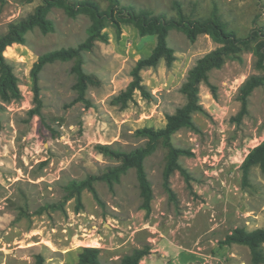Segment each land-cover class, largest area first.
<instances>
[{"label":"rangeland","instance_id":"1","mask_svg":"<svg viewBox=\"0 0 264 264\" xmlns=\"http://www.w3.org/2000/svg\"><path fill=\"white\" fill-rule=\"evenodd\" d=\"M95 1L101 9L108 5ZM117 2L167 18L178 17L177 6L189 20L215 13L227 30L250 41L199 84L202 109L191 115L195 127L171 134V146L184 150L177 158L183 172L175 169L165 180L169 147L162 140L144 157L152 190L149 211L141 207L134 168L117 181L99 178L119 161L96 146L123 151L145 146L147 138L136 130L164 126L166 115L185 103L180 88L189 70L219 44L206 33L189 40L171 29L167 44L174 60L141 69L149 97L135 90L125 105L113 97L131 81L136 61L151 52L155 35H140L130 23L117 31L105 21L104 37L81 51L82 69L97 81L87 85L84 100L74 88L73 59L46 63L38 72L36 93L31 69L39 55L82 42L91 23L87 14L71 17L52 7L47 13L52 31L34 28L24 43L8 45L3 55L17 77L20 97L0 101V264H36L40 258L42 264H79L81 247L98 248L102 264H122L124 255L141 248L148 253L140 264H252L246 245L220 241L237 226L264 227V172L253 166L243 181L240 168L264 139V83L250 92L244 107L239 98L248 76L264 75L255 53L264 44V0ZM40 3L0 0V34ZM90 176L98 177L91 180L98 198L87 187L76 196L69 183Z\"/></svg>","mask_w":264,"mask_h":264},{"label":"trees","instance_id":"2","mask_svg":"<svg viewBox=\"0 0 264 264\" xmlns=\"http://www.w3.org/2000/svg\"><path fill=\"white\" fill-rule=\"evenodd\" d=\"M107 1V7L101 9L95 0H41V3L31 13L15 21H11L7 26V30L0 34V101L8 103L20 97L17 77L13 72L11 63L3 55L4 49L12 43H24L25 34L34 28H38L42 33L52 31L54 28L53 21L47 17V13L52 7L62 8L71 17L79 13L87 14L91 19V23L87 29L86 38L75 47H62L39 55L31 69L35 93L37 92L36 82L38 72L46 63L55 60L73 59L71 71L75 74L76 78L74 88L77 91V98L84 100V92L87 85L95 84L97 81L95 76L87 74L82 69L81 51L90 49L95 40L104 37L105 34L102 32V28L105 26V21H110L117 31H119L122 23H130L137 28L140 35L152 34L156 37V42L151 52L136 61L131 71L132 79L126 88L113 97L114 103L121 105L126 104L135 90L139 91L143 97H149V93L141 81V69L155 66L160 60H164L167 64H170L174 60L173 50L167 44V35L171 29L182 31L189 40H194L201 33L208 34L219 45L198 58L189 70L187 78L180 88L184 94L185 103L176 108L173 113L166 115V122L163 127L159 129L142 127L136 130V134L147 138V144L130 151L114 149L109 145L101 144L96 146L98 152L101 154L119 161V164L109 168L99 178L105 179L108 182L117 181L121 173H124L128 168H134L142 200L141 207L149 211L152 190L144 170V157L162 140L169 147L164 169L165 180L168 179L170 173L175 169H180L183 172V169L177 162V158L184 150L171 146L169 142L170 136L180 128L195 127L191 115L193 112L202 109L199 103V84L207 81L208 72L211 69L220 67L226 56L236 54L246 46L250 41V37H238L232 30H227L215 13L208 18L189 20L182 15L180 7L177 6L178 17L167 18L163 14H153L147 8H135L132 5L119 7L117 0ZM263 45V43H260L255 51L259 58L258 65L261 68H264ZM263 83L264 75L260 74H252L244 80L239 87V98L243 107L250 92L256 86ZM29 112L33 113L36 110H30ZM253 166H258L264 172V139L251 148L243 159L240 165L243 181L248 179ZM94 178L98 177L90 176L86 180H73L69 183L70 189L78 196L81 188L87 187L97 199V194L91 185V180ZM263 243L264 227L248 230L243 226L233 228L220 241V244L225 245H246L250 251L252 264H264ZM99 251L96 247H81L78 252V263L102 264L98 259ZM147 253V248L135 249L131 254L124 255L121 263L140 264L141 258ZM36 264H42L41 258L37 260Z\"/></svg>","mask_w":264,"mask_h":264}]
</instances>
